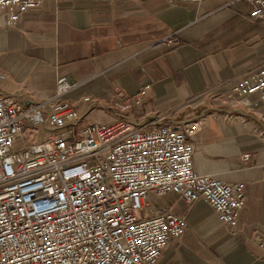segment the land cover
Returning a JSON list of instances; mask_svg holds the SVG:
<instances>
[{"label": "crops", "instance_id": "0c3cea01", "mask_svg": "<svg viewBox=\"0 0 264 264\" xmlns=\"http://www.w3.org/2000/svg\"><path fill=\"white\" fill-rule=\"evenodd\" d=\"M169 34L173 45L163 42ZM260 66L264 21L244 0H45L13 25L0 16V95L43 100L66 76L76 83L66 98L83 123L198 120L194 169L244 183L233 227L203 200L186 205L166 194L162 208L183 215L187 227L156 264H264V103L257 93L249 105L221 101Z\"/></svg>", "mask_w": 264, "mask_h": 264}, {"label": "built area", "instance_id": "2783aa9c", "mask_svg": "<svg viewBox=\"0 0 264 264\" xmlns=\"http://www.w3.org/2000/svg\"><path fill=\"white\" fill-rule=\"evenodd\" d=\"M44 1L0 0V16L13 25ZM244 1L251 17L264 21V0ZM163 42L173 45L174 35ZM75 85L61 76L54 94L39 101L0 95V264H156L187 221L160 207L151 212V195L173 193L186 205L203 200L219 222L236 225L244 183L193 167L190 138L200 121L83 123L66 98ZM255 93L264 103V66L234 83L221 101L249 105ZM27 131L45 134L16 146Z\"/></svg>", "mask_w": 264, "mask_h": 264}, {"label": "rangeland", "instance_id": "374dc122", "mask_svg": "<svg viewBox=\"0 0 264 264\" xmlns=\"http://www.w3.org/2000/svg\"><path fill=\"white\" fill-rule=\"evenodd\" d=\"M29 132L27 131L26 132V136H24V138L23 139H21L17 144H16V146H19L20 144H25V143H27L28 141H38V140H40L41 139V137H42V135H44L45 133H43V132H41V131H39L38 133H36V134H32L31 136L28 134ZM167 197H166V195H164V196H156V195H151L150 197H149V200H148V202H149V210L152 212V211H154L156 208H162V207H164L165 206V204H166V199Z\"/></svg>", "mask_w": 264, "mask_h": 264}]
</instances>
